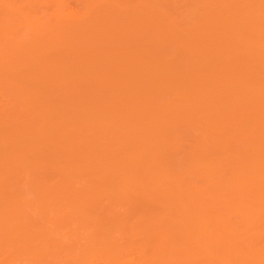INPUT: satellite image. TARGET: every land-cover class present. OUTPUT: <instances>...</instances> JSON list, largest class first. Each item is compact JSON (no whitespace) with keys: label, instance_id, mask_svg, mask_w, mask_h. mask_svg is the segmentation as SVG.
<instances>
[{"label":"bare ground","instance_id":"obj_1","mask_svg":"<svg viewBox=\"0 0 264 264\" xmlns=\"http://www.w3.org/2000/svg\"><path fill=\"white\" fill-rule=\"evenodd\" d=\"M84 1L0 0V264H264V0Z\"/></svg>","mask_w":264,"mask_h":264},{"label":"rangeland","instance_id":"obj_2","mask_svg":"<svg viewBox=\"0 0 264 264\" xmlns=\"http://www.w3.org/2000/svg\"><path fill=\"white\" fill-rule=\"evenodd\" d=\"M41 2L38 4L37 9H35L31 13V15L29 14V18L26 20V22L23 24V27H25V29H30L32 28L33 25L37 24H46L48 21L50 20H58L61 22H67V23H72L73 21L76 22L75 20H77L76 18H81L83 11H84V0H59L56 4H48L49 1L48 0H40ZM193 3L199 2L200 0H192ZM51 3V2H50ZM25 3H20L19 6L20 8H26L27 6H25ZM193 7H189L186 14L184 15L186 18L189 17L188 15H190V10ZM76 14L75 18L74 15ZM28 16V15H27ZM31 16V17H30ZM71 16V17H70ZM70 17V18H68ZM73 17V18H72ZM65 18V20H64ZM72 18V19H71ZM78 19V20H79ZM35 20V23H34ZM37 21V22H36ZM69 21V22H68ZM23 28V30H25ZM31 30V29H30ZM29 30V31H30ZM26 30V32H29ZM25 32V33H26ZM1 91V90H0ZM2 91L0 92V97H3L1 94ZM2 100V98H0V101ZM59 264H62V261H57ZM56 264V263H55Z\"/></svg>","mask_w":264,"mask_h":264}]
</instances>
